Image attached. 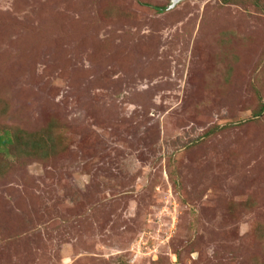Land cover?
I'll list each match as a JSON object with an SVG mask.
<instances>
[{
	"label": "rangeland",
	"instance_id": "374dc122",
	"mask_svg": "<svg viewBox=\"0 0 264 264\" xmlns=\"http://www.w3.org/2000/svg\"><path fill=\"white\" fill-rule=\"evenodd\" d=\"M173 1L0 0V264H264V0Z\"/></svg>",
	"mask_w": 264,
	"mask_h": 264
},
{
	"label": "trees",
	"instance_id": "16d2710c",
	"mask_svg": "<svg viewBox=\"0 0 264 264\" xmlns=\"http://www.w3.org/2000/svg\"><path fill=\"white\" fill-rule=\"evenodd\" d=\"M155 9L159 13H163L166 10L164 8H157V7ZM7 144H11V142L9 140H7V138H5L4 136H0V148H1V146H5Z\"/></svg>",
	"mask_w": 264,
	"mask_h": 264
},
{
	"label": "water",
	"instance_id": "95a60500",
	"mask_svg": "<svg viewBox=\"0 0 264 264\" xmlns=\"http://www.w3.org/2000/svg\"><path fill=\"white\" fill-rule=\"evenodd\" d=\"M183 1H185V0H174L172 8H174L175 6H177L179 3L183 2Z\"/></svg>",
	"mask_w": 264,
	"mask_h": 264
}]
</instances>
